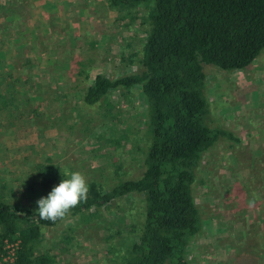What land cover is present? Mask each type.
<instances>
[{"label":"rangeland","instance_id":"obj_1","mask_svg":"<svg viewBox=\"0 0 264 264\" xmlns=\"http://www.w3.org/2000/svg\"><path fill=\"white\" fill-rule=\"evenodd\" d=\"M1 1L4 23L14 24V37L20 41L9 42L4 56L18 54L20 66L28 57L33 60L31 67L24 66L28 77L21 78L14 98L23 102L25 115L35 121H31L33 141L13 148L18 154L16 168L7 176L8 187L2 189L7 202L37 209L36 201L48 196L27 187L35 184L37 161L58 164L65 179L79 171L87 184L96 181L105 190L137 177L148 143V110L140 87L112 89L93 104L82 96L96 73L114 78L140 69L150 0L117 8L107 0H23L26 15L18 20L9 18L8 4L13 0ZM28 39L29 45L23 43ZM78 61L84 62L87 75L78 72L82 66ZM203 68L207 123L232 131L241 141L219 137L202 155L193 185L202 229L186 255L191 264H227L226 252L245 237V226L232 218L239 216L243 199L251 200L245 192L258 190L253 184L256 156L264 144V49L243 69L226 70L213 63H203ZM14 90L13 85L5 86L0 103ZM261 182L264 190V174ZM143 210V195L130 192L68 214L41 227L34 251L52 255L47 264H121L138 237Z\"/></svg>","mask_w":264,"mask_h":264},{"label":"trees","instance_id":"obj_2","mask_svg":"<svg viewBox=\"0 0 264 264\" xmlns=\"http://www.w3.org/2000/svg\"><path fill=\"white\" fill-rule=\"evenodd\" d=\"M19 1L23 0L8 5L21 16L26 3L20 9ZM107 1L117 8L143 0ZM146 4L149 29L140 49V69L114 78L96 73L82 96L84 102L93 104L112 89L140 87L148 110L143 169L137 177L108 190L90 181L87 200L69 214L130 192L141 193L142 223L121 264H191L188 247L202 229L193 196L202 155L219 137L241 141L232 131L211 127L206 121L203 63L233 70L245 68L257 57L264 49V0H150ZM27 61L33 64L31 58ZM78 62L82 65L78 72L87 75L84 62ZM254 168L253 185L258 190L245 192L251 200L243 199L238 205L241 217L232 218L245 226V237L226 252L227 264H264V146ZM33 170L35 184L27 187L40 195H47L65 179L61 167L50 159L37 162ZM37 213L38 208L11 205L0 192V238L19 239L16 264H47L53 259L47 252L36 254L34 247L41 227L60 220H41Z\"/></svg>","mask_w":264,"mask_h":264},{"label":"crops","instance_id":"obj_3","mask_svg":"<svg viewBox=\"0 0 264 264\" xmlns=\"http://www.w3.org/2000/svg\"><path fill=\"white\" fill-rule=\"evenodd\" d=\"M41 1H45V3H47L46 0H41ZM1 2L2 1L0 0V96H1V90H3L5 86L7 88L9 87V85H13L15 88L13 93L10 94V92H8L9 97L3 99L4 103L2 101L0 103V192L3 193L4 200L7 201L5 199V193L2 189L5 187V185L8 187L9 184L7 183L8 181L7 176L10 175L12 173V170L16 168L15 163L17 161L16 158L18 157V154H17V150L13 148L18 147L21 144L29 145V143L33 141L32 134L30 132L33 131L34 129V125H33L34 123L32 122L35 121H32L31 118H29V116L25 115L26 109L25 106L24 108L22 106L24 105L23 102L19 104V101L17 100L16 102L14 98V96L16 97V99L18 98L21 78L23 80L28 77V75L25 72L26 69L24 68V66L27 65L29 67L30 65L31 67L32 65L29 63V61L26 60V62H24L25 64L20 66L19 64L20 60L18 54H15L14 58L11 56V54L9 58H6L4 56V51L6 50V48H10L9 42L15 41V43H20V41L19 39L16 40V37H14L16 34V30L12 28L14 24L11 25L9 22L4 23V17H3L4 6L3 3ZM10 16H9L10 19L18 20V18L20 17V13L13 12L11 10ZM5 26L6 27L10 26V27H7L5 30L4 28ZM4 40L6 41V43L4 42ZM29 42L30 41L28 39L26 42L23 43H27V45H29L28 44ZM21 67L22 69H20ZM17 88L19 90H16ZM6 93L7 92H5V94ZM21 114H24L25 116ZM261 144L262 146L261 145L260 146L263 147L264 144L263 143ZM22 158L24 160L33 163V160L31 158L28 157H22ZM37 162H41V161H37ZM37 162H35L34 165ZM1 172H3L4 175L1 174Z\"/></svg>","mask_w":264,"mask_h":264},{"label":"clouds","instance_id":"obj_4","mask_svg":"<svg viewBox=\"0 0 264 264\" xmlns=\"http://www.w3.org/2000/svg\"><path fill=\"white\" fill-rule=\"evenodd\" d=\"M68 178L54 186L47 197L36 201L38 217L41 220L56 222L64 219L71 209L88 197L89 187L85 176L79 171L67 174Z\"/></svg>","mask_w":264,"mask_h":264},{"label":"built area","instance_id":"obj_5","mask_svg":"<svg viewBox=\"0 0 264 264\" xmlns=\"http://www.w3.org/2000/svg\"><path fill=\"white\" fill-rule=\"evenodd\" d=\"M18 247V238H0V264H16L15 258Z\"/></svg>","mask_w":264,"mask_h":264}]
</instances>
